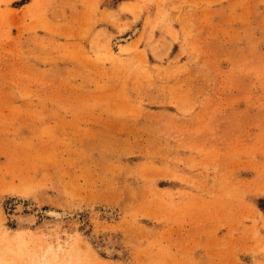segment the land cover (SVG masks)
<instances>
[{"label":"rangeland","instance_id":"1","mask_svg":"<svg viewBox=\"0 0 264 264\" xmlns=\"http://www.w3.org/2000/svg\"><path fill=\"white\" fill-rule=\"evenodd\" d=\"M44 262L264 264V0H0V264Z\"/></svg>","mask_w":264,"mask_h":264},{"label":"bare ground","instance_id":"2","mask_svg":"<svg viewBox=\"0 0 264 264\" xmlns=\"http://www.w3.org/2000/svg\"><path fill=\"white\" fill-rule=\"evenodd\" d=\"M51 214H52V215H54L55 213H54V214H53V213H51ZM43 261H44V260H43ZM44 263H45V264H48V263H46V262H44ZM40 264H42V263H40Z\"/></svg>","mask_w":264,"mask_h":264}]
</instances>
